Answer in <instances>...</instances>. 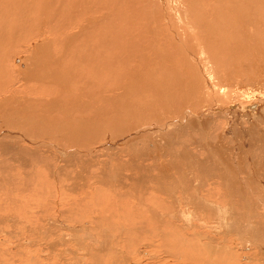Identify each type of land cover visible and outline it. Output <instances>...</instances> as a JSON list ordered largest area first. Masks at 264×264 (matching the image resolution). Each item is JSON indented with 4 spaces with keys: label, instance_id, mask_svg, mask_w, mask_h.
<instances>
[{
    "label": "rangeland",
    "instance_id": "374dc122",
    "mask_svg": "<svg viewBox=\"0 0 264 264\" xmlns=\"http://www.w3.org/2000/svg\"><path fill=\"white\" fill-rule=\"evenodd\" d=\"M4 1L0 13L10 26L26 19L27 26H34L41 17L19 11L33 6L27 1L12 9L7 8L11 0ZM191 4L171 0L183 24H191L184 26L191 29L184 45L201 52L196 61L183 63L186 75L177 73L182 79L170 71L161 76L168 66L155 62L158 73L147 82L150 90L120 79L119 73L130 67L116 66L114 77L123 85L107 82L104 87L102 99L113 106L102 107L104 128L94 140L76 135L63 141L46 133L66 119L70 127L93 129L97 118L89 92L81 96L83 89L76 94L72 86L40 76L28 79L23 73L31 70L27 63L40 61L34 53L38 42L51 41L45 26L37 32L38 27H30L37 36L11 50L4 68L7 90L0 94V101L10 98L5 122L0 118V264H264V0H202L195 8L204 19ZM10 9L14 19H7ZM50 9L43 12L48 15ZM75 10L53 21L73 23L67 30L71 37L82 32ZM166 12L172 19V12ZM184 14L194 17L186 20ZM196 18L206 19L204 25ZM210 21L215 25L205 27ZM194 35L205 49L194 46ZM78 41L71 43L73 50ZM56 54L61 57L62 49ZM46 60L41 58L39 68ZM49 70L58 71L55 66ZM39 86L62 93H35ZM74 104L78 108L68 119L63 107ZM117 106L121 122L108 127ZM23 121L36 127L31 131ZM15 130L33 137V144L22 142Z\"/></svg>",
    "mask_w": 264,
    "mask_h": 264
},
{
    "label": "bare ground",
    "instance_id": "6f19581e",
    "mask_svg": "<svg viewBox=\"0 0 264 264\" xmlns=\"http://www.w3.org/2000/svg\"><path fill=\"white\" fill-rule=\"evenodd\" d=\"M26 1H27L28 6H29V3L33 4V6L31 5L32 7H30V6L27 7V5H26L24 8H23V6L22 7L20 6L19 11L22 14H24V13L27 14L28 11H30V12L34 11V13L37 12L38 15H41L40 19L35 20L34 26H27L26 25L27 20H29V19H26V23L24 22L25 21L24 20L23 25L14 24L16 26H10V24L5 23L6 17H4L2 15L3 11L1 12L2 14L0 13V94L4 95L3 91L7 90L6 89L7 87L4 83V77H5L4 76V73H5L4 68L7 66L6 64L9 61L7 59L9 58V54L11 53V50L20 47L23 43L24 44L28 43L30 40L34 39L37 36V34H35L34 31H30V29H29L30 27L34 28L32 30H36L35 28L38 27L36 30V32H37V31H42V26L43 27L45 26L47 34H49V37H51V41L50 40L47 41V38H46L45 43L41 42V44H39V42H38V46H36L34 53H35L36 57L40 58V59H38V61L40 60L39 63H37V64L27 63V64H29V68L31 70H33L34 68H37V72H33L31 70H28V71H23V73L25 74V76H27L28 79H30L32 77L40 76L43 78H47L49 80L48 83H52V82L56 83L57 82L59 85H61L63 87L66 85L72 86L74 88L76 94H78L83 89V91H82L83 94H80L81 96H84V95H86V92H89L88 96H89L90 100H92L91 105L93 107V111H94L93 113H94L95 117L97 118V119L94 118L95 123H94L93 129H92V127H91V129H89V128L85 127L84 125L80 126V124H79V127H74L73 124L70 127L68 124L69 121L67 119L64 120V122L59 123V125L54 126L53 128L46 129V133L52 131V133L56 134L55 137H57V138L61 137L63 139V141L64 140H70V141L75 140L76 135L79 136V139H81V140H87V139L94 140V139H96V137L99 136V134L101 135V132H102L101 130H103L104 127L103 128L101 127L100 121L103 118L105 121V117H104L105 110H103L104 111V113H103L102 107L104 105L105 106L106 105L113 106V103L112 104L107 103L102 99L104 87L108 85L107 82H110L109 85H112V84L116 85L117 84L119 86V88H121V86L123 85L119 79L116 80L114 77L117 74L116 66H118V67H121V66L130 67L129 70L123 69L119 73L120 79H125L126 82L133 85V88L141 87V85H142L143 89L150 90L151 86L148 87L147 82L149 81V78H154L156 73H158L157 69H154V63L155 62H156V65L159 64L161 66V65L165 64V66L166 65L168 66L165 68V70L160 72L161 76H163V74H165V73H167V75H168L169 71H170L172 74H174V75L176 74L178 77H180L181 75L185 74L183 71L184 68L182 70L183 63H184V65H186L187 59L196 61V54L201 53V52H198V53L194 52L195 51L194 49L188 50L189 47H187V45L189 43L187 44V42H186L187 45L185 47V45H184L185 44V38L184 37H186L188 30L190 32L189 34H191V31H190L191 29L189 28L186 31V28L191 27V24L188 21H187L188 23L185 21L187 23L186 25L183 24L182 19L180 18V15L176 11L177 8L176 7L172 8V6H171V0H11L9 2H11L13 5L10 6L7 4L8 5L7 8L12 9V7L14 6V3L18 2L19 5H21L20 2L22 4H24ZM201 1L202 0H191V3H192L191 5L194 6L195 10L192 8L191 9L194 10L193 12L195 14L199 15L200 17H203V16H201V13H200L201 11L199 12L200 9L195 8V6L197 7V5L200 6ZM1 3L3 4V2H1ZM35 3L36 4L40 3V4L37 6ZM42 4H45V6L42 7ZM146 4H148V5H146ZM35 5H36V7H35ZM187 5L190 6V3H188ZM261 5H263V4H261ZM151 7H154V9L151 10L150 9ZM210 8L211 7H208V9L211 11L210 13H212V14L215 13V12H212V10ZM0 9H3V7L2 8L0 7ZM4 9L6 10L5 7H4ZM11 9L9 11V15L7 16L8 17L7 19H12V18L14 19L13 15H12L13 11L11 12ZM49 9L51 11H49V12L46 11L48 14V15H46L43 12V10H49ZM75 9H78V11H79L80 17L77 20H78V23L80 22V25L82 26V32L77 33L71 37V35L69 34V32L67 30H69L73 27V25H74L73 23L66 22V23L62 24V22L53 23V21L59 20V14L61 16H64L65 14H69V13L72 14L73 11H76ZM35 10H37V11H35ZM166 10H169L172 12L173 17H175V20L173 19L172 16H171L172 19H170V13L166 12ZM188 12H189V10H188ZM206 13H208V11H206ZM229 13H228V15H229ZM75 14H77V13H75ZM27 15H29V14H27ZM188 15L187 16L185 15L183 17L189 18L191 16V15L190 16H188ZM199 16H198V18H199ZM47 17H48V20H47ZM191 17H194V15ZM213 17H214V15H213ZM224 17H225V15H224ZM188 18H185V19L187 20ZM198 18H196V19H198ZM2 19H4V20H2ZM16 19H19L18 16ZM203 19H204V17H203ZM203 19H200V20L198 19V20H199V22L200 21L205 22L206 19L205 20H203ZM189 20L194 21V19H189ZM255 20L258 21L257 19H255ZM33 22H34V20H33ZM199 22H198V25H204L203 22L202 23L201 22L199 23ZM193 23H196V22H193ZM193 23H192V26H193ZM17 24H19V23H17ZM212 24L215 25L212 21L207 22L205 27L208 28V25L211 26ZM262 24H263V22H262ZM30 25H32V24H30ZM62 25H64V29H61V28H63ZM162 25H166V26H162ZM167 25H169V28H167ZM184 26H188V27L184 28ZM220 26H222V25H220ZM225 26H227V25H225ZM213 27L215 28V26H213ZM197 28H199V26ZM213 29L212 30L210 29V31H213ZM206 30H208V29H206ZM225 31H227V30H225ZM76 32H78V31H76ZM148 32H149V35H144V33H148ZM166 32H167V34H166ZM200 33H199L200 35L204 34V33L202 34V32H200ZM218 33H215V34H218ZM213 36H214V34H213ZM209 38H212V36L210 37V35H209ZM190 39L191 40L194 39L196 41L194 44L195 47H197V48L203 47L205 49V45L203 44L202 40H200L201 37H200V39H197V36L194 35V38H190ZM208 40H206V41H208ZM212 40L216 41L215 38H212ZM232 40H233L232 41V44H233L234 38ZM76 41H78V43H76L77 46H75V49L73 50L72 44H74ZM218 41H216V42H218ZM241 41H243V40H241ZM226 43L227 42H225V45L227 46L228 43L227 44ZM59 45L61 47H59ZM212 45H214L213 42H212ZM216 45H218V44L215 43V46ZM223 46H224V44H223ZM233 46H234V44H233ZM26 47H27V45H26ZM59 49H62L63 54L61 55V57H56L55 56V55H57L56 51ZM91 49L94 50V53H93V51H90ZM228 49L229 48H227L226 50H228ZM18 50H20V49H18ZM234 50H236V49H234ZM12 51H14V50H12ZM178 51H180L179 54L181 56L176 55V52H178ZM230 52H233V50H230ZM223 54H224V52H223ZM230 56L232 57V55H230ZM237 57L238 56H236L235 58H237ZM32 58H34V57H32ZM41 58H47L46 63H47V65H49V67L46 66V63H44L42 65V67L39 68ZM198 58H197V60H198ZM233 58L234 57H232V59ZM243 58H245V57H243ZM190 60L188 62H190ZM221 60H223V59H221ZM221 60H220V63L222 62ZM200 61H202V60H200ZM198 62H199V60H198ZM238 62H240V61H238ZM22 63L20 65L21 67H23ZM192 63H195V62H192ZM52 66H55L58 69V71L57 72L50 71L49 68H51ZM79 66H80V68H78ZM174 67H176L177 69L175 70ZM168 68H169V70H168ZM185 68H187V67H185ZM185 71L187 72L188 70H185ZM142 73H144V75L146 77L148 76V78L145 82H141L142 77H144V75H141ZM177 73L178 74L181 73L180 76ZM182 73H184V74H182ZM189 73L192 74L191 72H188L187 75ZM197 74H199V73H197ZM66 77H67V79H65ZM182 77H185V76H182ZM180 79H182V78L180 77ZM177 80H178V78H177ZM187 80H189V78H187ZM41 81H43V80H41ZM195 81H196V79H195ZM189 82L187 81L188 85L190 83L192 84V82H190V83ZM156 85H161V83L155 81V86ZM42 86H44V85H42ZM155 86H154V88H155ZM190 86H193V85H190ZM11 87H12V85H11ZM35 89H38V88H35ZM127 89H128V87H127ZM192 89H194V88H192ZM107 90H109V88H107ZM54 91H55V93H54ZM129 92H131V91H129ZM35 93H40L42 95L49 96V95H54V94H58V93H62V92H59L58 90H56L54 88H53V90H48V89H43V87H40V89ZM30 94H32V93H30ZM27 95L30 96L29 94H27ZM35 97H36V95H35ZM45 98L47 99V97H45ZM9 100H10V98L0 101V111H1L0 112V118L3 121V123L5 122L4 119H2V117L4 118V112H5L4 109L7 106V104L9 103ZM77 101H79V100H77ZM124 102H126V101H124ZM88 103H90V102H88ZM11 105H12V101H11ZM32 106L34 108V105H32ZM56 106H58L59 113L62 114L60 112V109L62 106L61 105H56ZM67 106L69 107L67 109L63 107V110L65 111L63 113V115L68 116V119H70L71 118L70 115L73 114V110L77 109L78 107H76V105H75L76 108H73L69 105H67ZM117 107L118 108L115 111H113V109H111L112 111L110 114V121H108L107 123L104 122L106 126H108V127H111V125L115 126L116 124H119L121 122L120 121L121 119L119 118L120 113L118 112L119 106H117ZM16 111H14V112H16ZM11 112H13V111H11ZM89 112L90 111H88V114H89ZM28 113H29V111H28ZM19 114H21V113H19ZM88 114H87V116H88ZM116 114L119 115V117L118 116L116 117ZM101 115L103 116V118ZM82 116H83V118H85L84 115H82ZM32 117H34V116H32ZM48 117H49L48 119L51 118L50 115ZM55 117L61 118V116H55ZM89 121H90V119H89ZM19 122H21V121L19 120L18 123ZM23 123H25V122L23 121ZM10 125H11V123H10ZM18 126L21 127L20 125H18ZM26 126L27 127L31 126L32 127V128H30L31 131L34 130L33 129L34 127H36L35 125H31V124H26ZM113 128H115V127H113ZM16 136L19 137L20 140H23L22 142H29L30 143L33 140V139H31L33 137L24 138L23 133L19 134L18 131H16ZM61 138L58 140H61ZM33 142H32V144H33ZM200 145H202V144H200ZM186 181H188L190 183L189 180H186ZM192 184L194 185L195 183H192ZM193 191H195V190H193ZM94 193L97 194V191H94ZM113 195H115V194H113ZM192 200H194V199L192 198ZM114 205H115V202L112 206H114ZM126 217H128V219H129V216H126ZM123 218L125 219V217H123ZM110 219H113V217ZM128 219H126L127 220L126 222L131 220V218L129 220ZM104 220H105V218H104ZM106 220H107V218H106ZM130 222L133 223L132 220ZM130 222H128V223H130ZM131 225L133 226V224H131ZM128 226H130V225H128ZM185 239L188 240L189 238H185ZM153 247H154V245H153Z\"/></svg>",
    "mask_w": 264,
    "mask_h": 264
}]
</instances>
